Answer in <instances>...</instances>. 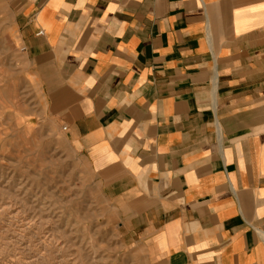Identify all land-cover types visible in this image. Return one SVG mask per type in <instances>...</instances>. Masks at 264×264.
Wrapping results in <instances>:
<instances>
[{"label": "crops", "instance_id": "crops-1", "mask_svg": "<svg viewBox=\"0 0 264 264\" xmlns=\"http://www.w3.org/2000/svg\"><path fill=\"white\" fill-rule=\"evenodd\" d=\"M10 1L12 47L126 245L264 264V0Z\"/></svg>", "mask_w": 264, "mask_h": 264}, {"label": "rangeland", "instance_id": "rangeland-1", "mask_svg": "<svg viewBox=\"0 0 264 264\" xmlns=\"http://www.w3.org/2000/svg\"><path fill=\"white\" fill-rule=\"evenodd\" d=\"M0 0V264H148L66 139Z\"/></svg>", "mask_w": 264, "mask_h": 264}, {"label": "built area", "instance_id": "built-area-1", "mask_svg": "<svg viewBox=\"0 0 264 264\" xmlns=\"http://www.w3.org/2000/svg\"><path fill=\"white\" fill-rule=\"evenodd\" d=\"M43 33V32H42Z\"/></svg>", "mask_w": 264, "mask_h": 264}]
</instances>
